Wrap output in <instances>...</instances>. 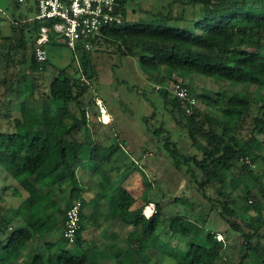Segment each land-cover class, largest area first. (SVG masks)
Returning <instances> with one entry per match:
<instances>
[{
	"label": "trees",
	"instance_id": "1",
	"mask_svg": "<svg viewBox=\"0 0 264 264\" xmlns=\"http://www.w3.org/2000/svg\"><path fill=\"white\" fill-rule=\"evenodd\" d=\"M179 3L198 7L199 16L189 20L185 12L175 14L174 6ZM10 4L15 12L12 28L19 31L20 39L0 38L4 42L0 48V63L5 66L0 77V99L17 93V98L2 105L0 110L3 122L7 121L14 128L12 131L0 128V170L10 181L0 193V264H94L98 247L95 242L89 244L84 234L87 221L97 229L100 227L96 215H102L105 204L107 217L130 229L125 240L127 249L117 245L109 247L107 260L114 264H140L145 253L160 244L162 248L156 254L170 260L171 264H264V223L257 226L255 221L264 214V169L259 175L253 169L259 161L264 164V139L260 137H264V95L245 91L234 97L224 90L221 106L207 95H200L197 97L199 105L189 107L168 91H158L164 114L184 134L195 152H183L173 142L172 131L163 122L152 133L172 165L184 172L191 188L209 206V213L202 215L203 219L190 217L184 211L174 217L167 216L161 203H155V212L146 217L143 210L153 204L152 187L136 198L125 187V182H118V176L113 178V183L105 177L95 202L88 201L78 174L81 171V175H85L82 157L87 155L88 147L91 150L87 161L97 163L88 177L101 174L116 150L122 149L121 144L104 147L78 138L81 128L89 126V105L85 100L92 95V84L97 79L93 53L99 51L98 47L113 46L122 57L131 54L157 86L168 84L162 74L165 69L173 75H199L263 92L264 0H175L168 7L150 13L149 20H129L128 8L124 11L123 24L107 29L104 37L94 41L92 51L78 47L72 52L74 59L70 67L73 68L76 58L80 61V68H75L73 73L68 67L51 68L48 57L43 65L52 69L51 77L39 83L33 73L32 101L28 95L20 99L21 84L30 82L17 67L26 63L28 56L31 71L37 72L41 66L35 54L41 24L21 14L16 16L22 8L20 0H10ZM32 11V7L27 8L28 13ZM56 40L50 32L44 48L48 51L56 45ZM11 66H14L13 71H10ZM182 83L193 93L189 85ZM143 96L146 98V94ZM9 106H15L19 117L13 118ZM150 120L144 118L143 122L149 126ZM122 143L127 144L124 140ZM247 176L250 181L244 184L243 178ZM13 184L12 196H22V191L27 194V210L7 203L6 191ZM239 187H243L242 198L246 202L240 208L244 213L242 218L228 191V188ZM38 195L47 200L38 201ZM57 196L62 199V205H58L56 199L50 204V198ZM77 202L81 204L80 229L75 242L70 243L64 236L66 215ZM90 204L94 214L88 216L85 209ZM182 205L193 211L188 201L182 200ZM211 212H216L228 226L229 231L222 240L215 230L203 233ZM28 218L32 219L31 223L27 222ZM60 224L62 236L56 243L49 242V236ZM195 226L200 229L197 240ZM230 233L242 240L237 260L229 256V251L236 248L229 242ZM163 236L187 239L188 247L183 251L168 249L162 242ZM64 242L80 253L61 248ZM32 247H35L34 253L30 252Z\"/></svg>",
	"mask_w": 264,
	"mask_h": 264
},
{
	"label": "rangeland",
	"instance_id": "2",
	"mask_svg": "<svg viewBox=\"0 0 264 264\" xmlns=\"http://www.w3.org/2000/svg\"><path fill=\"white\" fill-rule=\"evenodd\" d=\"M173 1L175 0H130L128 7L129 20L137 18L149 20L151 18L150 13H156L163 7H168ZM31 7L33 11L28 13L27 8ZM34 9V0H27L22 3V8L19 13H16V16L21 14L33 20L36 16ZM174 12L175 14L185 12L186 18L189 20L199 16L198 7L194 8L191 5L180 3L174 6ZM14 14L15 12L11 8L10 0H0V38L10 37L13 41L20 39L19 31L15 32L12 28V17ZM155 25L158 24L155 23ZM55 43L56 45L53 47L51 46L47 51L51 68L56 67L65 69L68 67L70 73H73L75 68L79 69L80 61H78L77 58L76 62L73 64V68L70 67L74 59V54L67 48L65 41L57 39ZM3 44V40L0 39L1 49ZM97 50L99 51H93V62L97 69V79H94L92 84V95L85 100L86 104L89 105L87 107L89 126L88 128H81L78 138H80V140L88 139L91 144L98 142L104 147H109L111 145L117 146L118 144L122 145V149L116 150L111 162H106L105 167H103L102 172H100L105 173L103 175L109 176V183L114 177L117 178L118 176V182H125V187L129 189L130 193L136 198H139L141 194L151 186L153 191L151 192L150 199L153 204H150L143 210V214L146 217L152 216L155 212V203H161V205L164 206V212L167 216L174 217L177 213L184 211L185 214H188L190 217L196 219L202 217L203 219L204 217L202 215L209 213V206L206 204L205 200L201 196H198L191 188L184 172L177 170L172 165L171 159L165 151L159 147L152 133L163 122L167 128L172 131L173 142H176L183 152H195L184 134L178 129L175 123L169 120L168 116L164 114L161 96L158 91L161 89V91H168V93H170L167 87L170 81H183L191 87L196 97L207 95L212 98L218 106L223 104L222 99L224 98L222 92L224 90L228 91L229 95H233L234 97H237L241 92L245 91L263 96L264 91L262 92L254 87L240 84L227 85L223 81L199 75H173L165 69H162V74L166 77L168 84L165 87H161L157 86L154 81L148 79V75L140 66L139 61L131 54H126V56L122 57L117 54L115 48L110 45L98 47ZM1 64L3 63H0V77L3 76L5 70V66L2 67ZM29 64L28 56L27 62L21 65V67H17V69H21L22 74L27 75L30 82L29 85H26L25 82L21 84L19 95L21 100L25 99L28 95L29 100L32 101L30 87L33 80V73H35V76L37 75L39 83H42L50 79L52 69L50 67L46 68L43 63H40L41 66L38 68L37 72H34L29 69ZM13 69L14 66H11L10 71H13ZM15 88L17 89V86H15ZM143 93L146 94V98L143 96ZM16 98L17 93L2 97L0 99V110L3 107L2 105H8L11 103L12 99ZM33 105L34 104H32V106ZM8 109L12 110L13 118L19 117V113L16 112L15 106H9ZM103 111H105V113ZM154 113L155 115H153ZM105 114L108 115V120L106 118L108 122L104 120ZM144 118H151L149 126H146L143 122ZM66 123L69 122L67 121ZM0 128L2 131H12L14 129L7 121L3 122L1 117ZM52 133L59 134L61 131H52ZM260 137L264 139V137ZM123 140L126 141V145L122 143ZM68 147L70 148L69 145ZM90 148L91 147L87 148V155L91 150ZM87 155L82 157V162H85L83 166L85 175H81V171H79L78 174L82 184L87 188L84 194L87 193V198L91 199L95 193L100 191L99 185L103 182L104 177L100 173L94 177H88L96 168L97 163L88 162ZM140 165L142 167H140ZM255 165L256 166L253 167L255 174H261V171L264 169V164L259 161V163ZM5 181L8 180H6L0 170V193H2L5 186L10 183V181H8L4 184ZM249 181L250 179L248 176L243 178L244 184ZM14 187L15 184L6 191L8 194L6 197L7 203L13 208L17 209L20 207L22 210H27L29 207V203L26 201L27 194L22 191V196H12L15 191ZM228 191L236 201L239 218L244 217V213L240 209L243 204H246L242 198L243 187H239L236 190L228 188ZM19 192L21 191L19 190ZM45 199V196H37L38 201L45 202L47 200ZM55 199L58 205H62L60 196L56 198L51 197L49 203H54ZM177 200L178 202H176ZM182 200L188 201L190 204L189 206L194 207H191L193 211L190 210V208L186 210V207L182 205ZM106 205L107 204L102 207L103 211L107 209ZM48 209L50 212H54L51 208ZM89 213L90 212H87L88 215ZM56 216L58 217V215ZM255 221L257 226L262 225L264 223V214ZM27 222L31 223L32 219L28 218ZM98 222L100 223L98 229L88 224L87 237H85L89 244L92 245L93 242H95L96 247H98L97 258L94 264H114L111 260H107V257H109L108 253H110L109 247L117 245L124 250L127 249L125 240L130 229L117 221H111L107 216H102V220L98 219ZM50 224H48V226ZM209 230L217 231L219 240L224 239L225 234L229 231L228 226L221 220L216 212H211L203 233L205 234V231L207 232ZM62 233L63 226L60 224L56 227L54 233L49 236L48 241L56 243L62 236ZM199 234L200 229L198 226H195L194 236L196 240ZM167 237L168 236L162 237V242L166 244L164 247L175 249L176 251L187 249V239L180 237L168 239ZM228 237L229 242L232 243V245H236V248H232L229 251V256L237 260L240 255L242 240L232 233H230ZM61 248L71 250L75 254L80 253L74 246L65 242L61 243ZM161 248L162 246L160 244L155 249L147 251L143 257L142 263L171 264L170 260L165 259L163 256H160V254H156ZM40 250L43 251V248H40ZM30 252L34 253L35 247H32ZM30 252H28V255L31 254ZM91 254L94 258V253L92 252ZM126 260H128V257H126ZM142 263L140 262V264Z\"/></svg>",
	"mask_w": 264,
	"mask_h": 264
},
{
	"label": "built area",
	"instance_id": "3",
	"mask_svg": "<svg viewBox=\"0 0 264 264\" xmlns=\"http://www.w3.org/2000/svg\"><path fill=\"white\" fill-rule=\"evenodd\" d=\"M27 0H20L21 3ZM130 0H34L35 18L41 24L40 37L36 42L35 54L40 63L48 60L44 48L50 32L65 41L72 52L78 47L86 51L94 49V41L104 37V32L124 22V11ZM170 94L184 105L196 107L197 97L181 81H170ZM188 107V108H189ZM105 113V111H103ZM190 112V109H189ZM81 204H73L66 215L64 236L70 243L76 240L80 229Z\"/></svg>",
	"mask_w": 264,
	"mask_h": 264
},
{
	"label": "crops",
	"instance_id": "4",
	"mask_svg": "<svg viewBox=\"0 0 264 264\" xmlns=\"http://www.w3.org/2000/svg\"><path fill=\"white\" fill-rule=\"evenodd\" d=\"M101 174L103 175V174H105V173H101ZM93 177H94V176H93ZM103 177H104V179H105V177H108V178H109V176H106V175H103ZM109 179H110V178H109ZM113 182H114V179H113L112 181H110V183H113ZM86 190H87V188H86ZM85 192H86V191H85ZM97 193H98V192H97ZM97 193H95V195H96ZM84 195H85L86 198L88 197V196H87V193H85ZM95 195L92 196L91 199L87 198V200H88V201H89V200L92 201V200L96 199L97 197H96ZM94 202H95V200H94ZM92 203H93V202H92ZM92 203H91V204H92ZM91 204L88 205L87 208L85 209L86 214H87V212H90L89 215H93V214H94V212H93V210H92V208H91ZM91 211H92V212H91ZM87 215H88V214H87ZM89 215H88V216H89ZM96 216H97L98 219H101V220H102V216H103V217L107 216V211H106V210L103 211L101 216H100L99 214L96 215ZM108 219H109V218H108ZM111 221H112V220H111ZM87 224H90L89 226H92L91 221H87ZM89 226H87V229H88ZM92 227H93V226H92ZM86 233H87V230L85 231L84 238L87 237V234H86ZM85 240H86V239H85Z\"/></svg>",
	"mask_w": 264,
	"mask_h": 264
},
{
	"label": "bare ground",
	"instance_id": "5",
	"mask_svg": "<svg viewBox=\"0 0 264 264\" xmlns=\"http://www.w3.org/2000/svg\"><path fill=\"white\" fill-rule=\"evenodd\" d=\"M106 118H107V120H108V115H107V114H105L104 120H105L106 122H108V121L106 120Z\"/></svg>",
	"mask_w": 264,
	"mask_h": 264
}]
</instances>
